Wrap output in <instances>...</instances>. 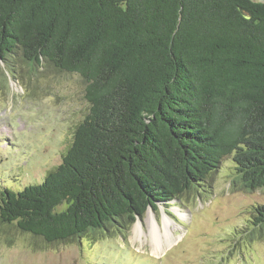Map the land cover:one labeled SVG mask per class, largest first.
Segmentation results:
<instances>
[{"label": "trees", "instance_id": "1", "mask_svg": "<svg viewBox=\"0 0 264 264\" xmlns=\"http://www.w3.org/2000/svg\"><path fill=\"white\" fill-rule=\"evenodd\" d=\"M1 65L32 91L76 75L87 104L41 183L0 190L1 232L123 237L209 195L225 158L232 190H264V0H0ZM251 215L237 238L264 243V204Z\"/></svg>", "mask_w": 264, "mask_h": 264}, {"label": "rangeland", "instance_id": "2", "mask_svg": "<svg viewBox=\"0 0 264 264\" xmlns=\"http://www.w3.org/2000/svg\"><path fill=\"white\" fill-rule=\"evenodd\" d=\"M0 77V190L18 192L61 163L87 104L76 75L33 78L34 91L25 87V76L13 79L3 65ZM232 176L225 158L209 195L148 209L123 237L114 232L93 243L47 245L0 229V264H264L263 242L237 238L254 206L264 204V190L234 191Z\"/></svg>", "mask_w": 264, "mask_h": 264}, {"label": "bare ground", "instance_id": "3", "mask_svg": "<svg viewBox=\"0 0 264 264\" xmlns=\"http://www.w3.org/2000/svg\"><path fill=\"white\" fill-rule=\"evenodd\" d=\"M157 241V240H156Z\"/></svg>", "mask_w": 264, "mask_h": 264}]
</instances>
